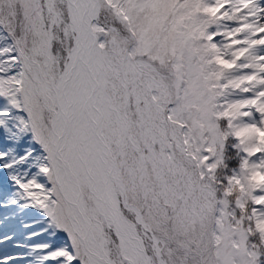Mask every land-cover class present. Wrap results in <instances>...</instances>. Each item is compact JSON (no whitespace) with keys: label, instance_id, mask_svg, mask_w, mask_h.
I'll return each mask as SVG.
<instances>
[{"label":"snow or ice","instance_id":"snow-or-ice-1","mask_svg":"<svg viewBox=\"0 0 264 264\" xmlns=\"http://www.w3.org/2000/svg\"><path fill=\"white\" fill-rule=\"evenodd\" d=\"M0 264H264V0H0Z\"/></svg>","mask_w":264,"mask_h":264}]
</instances>
